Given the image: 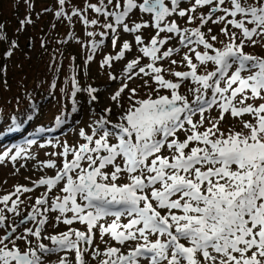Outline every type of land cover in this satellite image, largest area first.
I'll return each instance as SVG.
<instances>
[{"label":"snow or ice","instance_id":"1","mask_svg":"<svg viewBox=\"0 0 264 264\" xmlns=\"http://www.w3.org/2000/svg\"><path fill=\"white\" fill-rule=\"evenodd\" d=\"M43 12L67 22L68 40L87 50L86 65L110 42L115 51L99 66L126 65L123 78L108 79L120 84L110 101L124 108L127 95L129 105L115 122L111 107L101 109L103 115L79 130L83 142L58 144L60 151L50 155L59 164L52 158L40 164L54 175L0 196V264H92L97 258V264H264V55L246 51L264 50V0H56ZM19 23L22 32L34 21L29 14ZM76 23L84 36L76 35ZM209 23L218 33L205 30ZM149 28L155 35L146 40ZM121 33L133 40H121ZM173 40L183 46L179 61L173 57L182 49L168 47ZM7 41L0 24V42ZM18 47L11 40L3 55L10 58ZM179 64L187 70H172ZM136 78L149 89L146 98L129 88ZM78 94L92 105L99 89L81 86L74 74L72 112ZM213 110L217 117L206 115ZM226 116L240 130L222 129ZM25 151L19 148L11 161ZM9 155L0 154V163ZM40 188L30 203L26 194ZM58 224L67 230L48 231ZM98 234L104 249L95 243Z\"/></svg>","mask_w":264,"mask_h":264},{"label":"rangeland","instance_id":"2","mask_svg":"<svg viewBox=\"0 0 264 264\" xmlns=\"http://www.w3.org/2000/svg\"><path fill=\"white\" fill-rule=\"evenodd\" d=\"M83 2V0H78ZM188 4H182L181 7H188ZM56 0H31V6H26L24 0H0V22L6 27V34L8 41L4 42L9 48V42L11 40H17L21 44V47L17 48L10 60L7 61L8 68L7 75L10 83L9 89H7L5 98H13L11 104L9 102L2 106L5 113L11 112L14 107L19 110L23 108H30L32 102L42 99L47 96H51V102H47L46 107L43 108L42 119L40 125L46 127L45 131H38L37 133H31L25 136L26 144L25 153L19 159V162L13 163L10 159L11 155L15 152H11L9 157L0 163V196L11 192L16 185H28L31 186V182L38 180L42 175H54V170L41 169L40 164L49 158L56 159L59 164V157H51V153L59 152L60 148L58 144L67 143L69 145H76L83 142L81 137H78V132L81 128H87L90 126L94 119L98 115H103L101 109L111 107L113 109L112 120L115 122L117 116L124 111L129 105L128 96H124L123 105L124 108H117L111 101V95L119 88L118 82H112L108 79L110 75H118L123 78L125 73L123 69L125 64L117 63L115 69H101L99 62L103 56L108 53H113L115 49L112 48L110 42H106V47L99 51L95 57V61L89 64H85V57L87 50L83 49L79 43L68 40L69 26L67 22L61 23L54 19L52 12H43L45 8H55ZM207 11V9H203ZM31 15L34 23L28 26L24 31H18L21 28L19 23L20 20L24 19L25 16ZM139 19V16L134 17ZM144 19H148L147 16ZM178 23L183 24V20H178ZM55 24V28L52 25ZM213 28V34L218 33L219 29L217 26L209 23L205 27ZM74 31L77 36H84V29L79 24L74 25ZM155 35L153 29L149 28L144 31V37L147 40L149 37ZM163 35V34H162ZM33 41L32 46H28L29 39ZM47 41L46 47H41V41ZM121 40L132 41L133 37L127 34L121 33ZM61 41H67L61 43ZM168 47H180L182 51L176 54L173 58L180 60L183 55V46L178 45L175 40L171 41ZM246 51L256 52L264 55V50L261 48H246ZM1 52V51H0ZM62 53V55H61ZM2 54V53H1ZM138 52L128 56V60L135 58ZM147 59H144L142 63H147ZM57 65L59 69L57 70ZM51 66V67H50ZM163 66L168 69V61L163 62ZM172 70L185 71L187 68L183 64L171 66ZM76 69L75 73L73 69ZM76 75L80 81L81 86L92 85L99 88L98 102L89 105L87 103L86 94H79V103L76 105L79 118L74 121V125L70 126L64 131H59L56 135L52 134L54 127L57 124L56 119L62 118L66 107L71 106V100L73 99L70 95L71 90V78ZM166 78L173 79L171 75H167ZM55 81L56 87L52 88V83ZM129 88L138 89V98H146L149 94V89L143 86V81L139 78L133 79L128 82ZM9 85V84H8ZM154 86V85H153ZM182 92L191 98V93L187 91V87H182ZM161 94H166L161 92ZM28 97H31L27 100ZM35 98V99H34ZM29 105V106H28ZM15 109L14 111H17ZM212 118L218 116L216 110L206 113ZM199 119V116L194 117ZM244 119H250V117H244ZM58 125V124H57ZM65 122L61 124L64 126ZM58 127V126H57ZM14 126H11V129ZM221 128L224 130L233 129L240 130L239 121L226 116L225 120L221 122ZM203 130V129H202ZM45 132V133H44ZM8 133V129L5 134ZM44 133V134H43ZM20 136V135H19ZM49 136H52L50 139ZM180 139L185 138V133H179ZM34 140L36 143L30 144L29 141ZM51 141V143H49ZM0 142L1 135H0ZM4 147L6 142L0 146V154L4 153ZM167 154V152H165ZM30 155L31 158H28ZM24 165V166H22ZM43 188L37 189L35 192L26 194L32 199L30 203H34L37 196L41 194ZM72 227L82 229L83 226L76 223ZM67 230V226L58 224L55 229L49 226L48 231L53 234L63 232ZM101 249L106 247L105 244L99 240V234L97 240ZM71 259V257H69ZM99 258H97L98 260ZM97 260H93L92 264H97ZM53 264H56L53 261Z\"/></svg>","mask_w":264,"mask_h":264},{"label":"trees","instance_id":"3","mask_svg":"<svg viewBox=\"0 0 264 264\" xmlns=\"http://www.w3.org/2000/svg\"><path fill=\"white\" fill-rule=\"evenodd\" d=\"M20 48V46H19ZM9 49V48H8ZM7 45L4 44V42H0V132L3 131L5 128L9 127L11 124H19V123H24L25 129L31 130V129H36L40 126V122L43 121L42 115L43 113V108L46 107L47 102H51L52 100L51 96L44 97L43 100L39 99L32 102L30 108H23L19 110L17 107H14L11 112L5 113L4 109L2 108L3 105L7 104L9 102L10 105L11 101L13 100L14 97L12 98H5L7 89L10 87V81L7 75V61L10 60V58L5 57L3 53L8 50ZM2 53V54H1ZM9 84V85H8ZM99 89V88H98ZM80 95L78 94L77 100L79 99ZM31 98L28 97L27 100ZM81 98V97H80ZM35 99V98H34ZM72 103V100H71ZM29 106V105H28ZM73 105L66 107L65 112L63 113L65 115V119H70V120H77L79 118L78 112H72ZM15 109H18L17 111H14Z\"/></svg>","mask_w":264,"mask_h":264},{"label":"bare ground","instance_id":"4","mask_svg":"<svg viewBox=\"0 0 264 264\" xmlns=\"http://www.w3.org/2000/svg\"><path fill=\"white\" fill-rule=\"evenodd\" d=\"M0 24H1V22H0ZM18 44L21 47V44L19 43V41H18ZM72 125H74V123ZM17 142H18V140H12L11 141V144H16Z\"/></svg>","mask_w":264,"mask_h":264}]
</instances>
